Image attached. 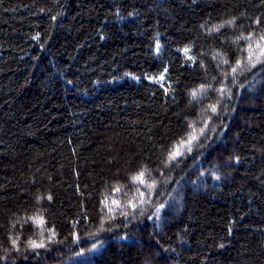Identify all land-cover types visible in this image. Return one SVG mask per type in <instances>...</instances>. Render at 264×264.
I'll return each mask as SVG.
<instances>
[{
  "label": "trees",
  "instance_id": "trees-1",
  "mask_svg": "<svg viewBox=\"0 0 264 264\" xmlns=\"http://www.w3.org/2000/svg\"><path fill=\"white\" fill-rule=\"evenodd\" d=\"M261 35L264 0H0V264H264Z\"/></svg>",
  "mask_w": 264,
  "mask_h": 264
},
{
  "label": "snow or ice",
  "instance_id": "snow-or-ice-1",
  "mask_svg": "<svg viewBox=\"0 0 264 264\" xmlns=\"http://www.w3.org/2000/svg\"><path fill=\"white\" fill-rule=\"evenodd\" d=\"M245 39L251 40L252 37H251V36H249V37H245ZM259 41L264 42V35H261V36L259 37ZM250 47H251V45H250ZM257 47H259V43L257 44ZM261 54L264 55V49L261 50ZM233 71H235V69H233ZM193 95H195V94H193ZM213 111H214V109H213ZM193 139H195V137H193ZM189 143H190V142H189ZM178 155H180V152H179V151L174 152V153L172 154V158H175V157L178 156ZM137 179H139L140 182L143 183V174H141L140 177H137ZM32 246H33L34 248H40V247H43L44 245H43V244H36L35 242H33Z\"/></svg>",
  "mask_w": 264,
  "mask_h": 264
},
{
  "label": "rangeland",
  "instance_id": "rangeland-1",
  "mask_svg": "<svg viewBox=\"0 0 264 264\" xmlns=\"http://www.w3.org/2000/svg\"><path fill=\"white\" fill-rule=\"evenodd\" d=\"M149 80H154V81H162L163 77L162 76H149Z\"/></svg>",
  "mask_w": 264,
  "mask_h": 264
}]
</instances>
